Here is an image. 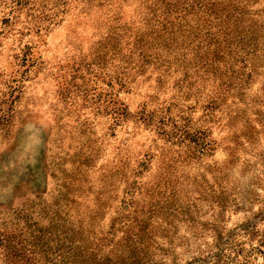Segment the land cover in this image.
I'll return each instance as SVG.
<instances>
[{
  "label": "rangeland",
  "instance_id": "374dc122",
  "mask_svg": "<svg viewBox=\"0 0 264 264\" xmlns=\"http://www.w3.org/2000/svg\"><path fill=\"white\" fill-rule=\"evenodd\" d=\"M103 1L0 0V264H264V43L224 54L210 112L218 79L128 65L145 10ZM172 1L264 37V0Z\"/></svg>",
  "mask_w": 264,
  "mask_h": 264
},
{
  "label": "trees",
  "instance_id": "16d2710c",
  "mask_svg": "<svg viewBox=\"0 0 264 264\" xmlns=\"http://www.w3.org/2000/svg\"><path fill=\"white\" fill-rule=\"evenodd\" d=\"M29 0H12L15 6L23 5L25 7V2ZM100 1V0H99ZM110 0H104L103 4H108ZM127 1V0H121ZM177 1L172 0H140V9L144 8V15L141 17V27L143 33L141 35L136 34L134 40L131 42L132 47H130L128 53V65L130 64V59L135 58L134 61L136 65H139L141 72L145 73L150 67L152 71L157 70L158 74H163L167 70L169 71L174 66V72H182L184 75L178 83H181L187 79V73L193 72L195 76H199L201 81L210 82L218 79V86L216 89V94L210 97V101L206 105V110L213 112L218 109L224 102V98L230 90V86L227 83H223L221 75L225 76L229 73V69L225 68L223 64L224 54H231L240 51L249 53L257 52V48L264 43V37L249 31L245 25L244 27L237 28L234 33H224L219 35L218 33L212 34L210 32L204 33V36L198 35L195 26L188 24L186 19L189 15H200L196 17V21H203L210 24L211 16L215 15L214 19H218L216 16L218 11L215 8L213 2L203 3L202 1L196 2L194 4L190 1L188 6H182L178 14L171 18V15L176 11ZM102 6V3L99 4ZM176 8V9H175ZM180 8V7H179ZM182 12V13H181ZM232 18V17H230ZM186 19V20H185ZM243 20V19H242ZM51 21L50 16H44L41 19V23ZM49 24H51L49 22ZM177 27L174 30V27ZM178 31L179 35H176ZM218 35L216 38L214 36ZM166 36V38L164 37ZM164 37V40L161 38ZM219 37H222L221 39ZM166 39L173 40L176 45H174V55H172V60L174 63L169 66L166 65L165 59L166 55H163L165 48H168L169 42ZM168 44H167V43ZM128 46V43L126 44ZM254 45L253 47H251ZM128 48V47H127ZM246 55V54H245ZM211 59H209V58ZM213 64L215 66L213 67ZM220 65V67H218ZM213 67V71L210 69ZM128 68L126 67V70ZM210 75H214V79L210 78ZM143 114V112L141 113ZM235 115L230 121L234 122ZM163 121V118L161 122ZM169 121L166 120L167 123ZM161 123L162 126L167 125L166 123ZM165 132V130L163 131ZM163 135V133L161 134ZM168 138H188L195 147L199 149V153L205 152V150L210 149L211 143L206 140V136L202 132H195L190 135L189 129H179L177 131L166 133ZM29 250L24 249V254Z\"/></svg>",
  "mask_w": 264,
  "mask_h": 264
}]
</instances>
